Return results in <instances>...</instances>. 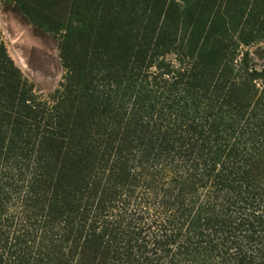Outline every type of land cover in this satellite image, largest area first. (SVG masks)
Wrapping results in <instances>:
<instances>
[{
	"label": "rangeland",
	"instance_id": "374dc122",
	"mask_svg": "<svg viewBox=\"0 0 264 264\" xmlns=\"http://www.w3.org/2000/svg\"><path fill=\"white\" fill-rule=\"evenodd\" d=\"M0 56L38 102L49 108L65 89L77 96L72 107L83 106L75 122L83 155L65 165L63 195L78 194L95 180L113 192L114 209L121 203L136 208L140 226L165 234L168 248L178 252L157 264H227L212 248L217 241L205 238L215 204L211 174L221 162L251 169L250 194L243 196L263 199L264 0H0ZM93 105L111 107L98 118L96 132L115 124L130 127L96 168L103 149L88 142L86 148L83 140L90 122L86 109ZM138 123L201 144L189 150L199 156L192 180L186 179L191 168L185 159L144 153L154 132L135 133ZM0 131V189L10 194L0 203V264H15L9 248L15 239L28 247L25 264H54L45 259L47 236L35 225L40 213L27 169L35 150L28 148L22 159L14 133L2 125ZM244 158L258 168L241 165ZM178 174L184 183L171 182ZM72 200L76 205L81 198ZM224 209L225 218L232 217L231 234L247 247L257 246L244 237L257 236L260 212L238 201ZM66 264L126 262L122 252L97 250L91 243L82 251L76 247Z\"/></svg>",
	"mask_w": 264,
	"mask_h": 264
},
{
	"label": "trees",
	"instance_id": "16d2710c",
	"mask_svg": "<svg viewBox=\"0 0 264 264\" xmlns=\"http://www.w3.org/2000/svg\"><path fill=\"white\" fill-rule=\"evenodd\" d=\"M67 41L68 37H64L61 45L62 51H65ZM63 59L64 62H69L68 56H63ZM3 60V56H0V126L14 133L22 159L35 150L36 159L32 160L30 166H27V169L31 167L32 170L31 180L28 183L33 188L32 200L40 213V220H36L35 225L38 228L41 227L43 229L41 233L47 236L43 239L47 242L44 248L49 253L45 259L49 257L54 264H66L67 258L76 247L82 251L91 243L97 250L112 249L122 252L126 264H134L140 260L143 264H157L168 255L170 257L175 255L176 249L168 248L169 241L164 238L165 234L158 237V232H150V228L145 224L140 226V222H137L140 219L135 218L136 208H128L121 203L114 209L112 204L114 200H111V197H114L113 192L106 187L99 186L95 180L78 194L75 190L67 195L62 194L61 177L65 172V165L76 162L80 155H83V148H79L75 141V122L82 114L83 106L82 108L72 107L70 103L75 101L77 96H72L71 92L67 93L64 89L62 93L54 95L55 101L48 108L29 94L18 71L14 68L13 70L7 68L3 65ZM7 61H9L8 58ZM109 109H111L109 105H93L86 109L90 122L88 127L84 128L86 130V136L83 139L84 146L88 148L95 143L100 150L103 149L101 156L94 160L93 168L105 162V158L110 156L107 151L121 132L130 129L128 124H115V126L105 128L102 132H96L101 123L98 118L105 114L109 115ZM150 129L154 134L145 141L147 148L144 153L151 150L154 158L164 160H171L175 156L185 159L190 163L189 168H191V171L186 172V179L192 180L195 175L191 172L199 165L194 160L199 156L189 150L201 147V144L181 140L180 137H174L169 130H162L158 127L149 128L142 123L135 124L133 127L135 133ZM87 142L90 145L86 144ZM30 147L31 151L27 150ZM184 147L186 151L183 152ZM115 150L117 152L116 148ZM239 160H242L241 165H247L250 168L257 167L254 160L248 158ZM217 165L218 169H213L211 174L212 194L215 201L211 208L213 217L208 221V227L211 226L208 228L210 233L205 238L217 241L212 248L225 258L227 264H264V196L256 202L248 199L252 197L243 196L250 194L252 181L248 177L251 169L244 171L241 166H234V163L221 162ZM178 176L172 178L171 182L184 183V180L186 181L182 174ZM93 178L98 177L94 175ZM76 195L77 198L80 196L81 200L80 202L77 200L75 205L72 198ZM177 195L182 196L181 193ZM9 196L5 188L0 189V203ZM237 201L240 204L244 203L248 207L247 210L251 209L254 213L260 212V216L257 214L255 217L257 219L256 228H258L257 236L253 240L244 235L241 236L249 243L257 244L255 247L243 245L238 237L231 234L234 228L229 224L228 219L232 217L225 218L228 209H224V206L232 207ZM249 227L252 228L253 225L250 224ZM147 231L151 234H147ZM49 233L51 235L48 236ZM0 242L1 251V248L4 250L1 235ZM14 243L9 247L13 249V263L25 264L30 259L27 252L28 247L21 248L17 239ZM134 254L142 256L136 257Z\"/></svg>",
	"mask_w": 264,
	"mask_h": 264
}]
</instances>
